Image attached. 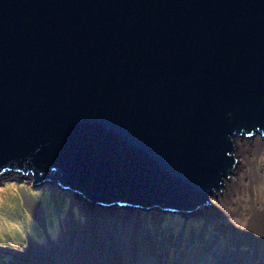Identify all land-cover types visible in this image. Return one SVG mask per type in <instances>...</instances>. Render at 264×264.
I'll use <instances>...</instances> for the list:
<instances>
[{
    "label": "water",
    "instance_id": "obj_1",
    "mask_svg": "<svg viewBox=\"0 0 264 264\" xmlns=\"http://www.w3.org/2000/svg\"><path fill=\"white\" fill-rule=\"evenodd\" d=\"M257 132L264 0H0V176L191 211Z\"/></svg>",
    "mask_w": 264,
    "mask_h": 264
},
{
    "label": "rangeland",
    "instance_id": "obj_2",
    "mask_svg": "<svg viewBox=\"0 0 264 264\" xmlns=\"http://www.w3.org/2000/svg\"><path fill=\"white\" fill-rule=\"evenodd\" d=\"M241 141L239 139L237 143ZM252 161L264 176V148L259 154H253ZM242 179L247 187H240L226 203L215 197L221 189L211 196L209 204H202L191 211L165 208L159 204L142 206L113 201L111 205L119 207V212H124L120 207L131 205L138 209L139 223L135 225L134 233L141 244L142 257L147 261L148 245V252L154 256L147 261L148 264H179L185 254L187 264H229L237 253L241 255L242 252L253 259V264H264L262 245L244 239L240 232L245 230L238 227L248 223L254 208L264 209V182L258 187L257 183L253 186L248 176H242ZM83 190L75 185L65 187L57 177L38 181L1 175L0 264H17L18 249L25 250L29 243L30 246L40 244L46 247L50 236L59 238L65 228L73 229L81 224L84 217L82 209L79 204H71L70 193H76L88 202L105 204ZM36 205L35 216L32 210ZM214 213L221 216L215 218ZM213 239L219 241L222 249L228 250L223 260L211 254L209 244ZM89 247L88 244L87 252L93 256V246ZM102 258L110 264H121L116 249H113L110 260L104 254Z\"/></svg>",
    "mask_w": 264,
    "mask_h": 264
},
{
    "label": "bare ground",
    "instance_id": "obj_3",
    "mask_svg": "<svg viewBox=\"0 0 264 264\" xmlns=\"http://www.w3.org/2000/svg\"><path fill=\"white\" fill-rule=\"evenodd\" d=\"M241 139L236 137V157L238 158L237 169L232 174L230 179L225 182L221 192L215 197L221 202L226 203L230 200V196L238 191L240 187H247L242 176H248L251 183L260 184L264 182V176L261 175L252 161L254 153L259 154L264 148V136L261 132H257L255 136L250 139H244L241 143L237 141ZM235 175V177H233ZM63 185V184H62ZM65 187H70L64 185ZM72 200L71 204H79L84 215L81 224H77L75 228H65L60 234L59 238L50 236L47 240L46 247L40 244L30 246L27 245L25 250L18 249L16 257L17 264H86L88 261H93L96 264H110L102 258V254L108 257L113 249L117 250L121 264H142L147 263L149 258L148 246L147 261L142 257L143 250L138 241L137 235L134 233L135 225L139 223L138 209L134 206L119 207L111 205L113 202H106L105 204L88 202L76 193H70ZM108 201L101 199L100 201ZM124 201V200H123ZM122 201V202H123ZM132 202V200H129ZM144 203V202H135ZM208 207V206H207ZM176 209H188L190 206L183 202L173 205ZM38 207L32 210L33 215ZM217 212V211H216ZM250 219L244 226H238L244 229L245 232H240L244 239H250L251 242H258L264 249V209L254 208L250 213ZM213 216L220 217L221 215L213 214ZM97 226V227H96ZM89 249L93 246V256L87 252V245ZM211 247V254L214 257H222L228 255V250L222 249L218 240H212L209 244ZM58 254L54 255V252ZM168 253V252H167ZM167 253L165 255H167ZM160 258L159 262H161ZM221 260V262H222ZM192 259L189 257V263ZM253 259L244 252L236 256L229 262V264H253ZM148 264V263H147ZM179 264H187V255H182Z\"/></svg>",
    "mask_w": 264,
    "mask_h": 264
},
{
    "label": "trees",
    "instance_id": "obj_4",
    "mask_svg": "<svg viewBox=\"0 0 264 264\" xmlns=\"http://www.w3.org/2000/svg\"><path fill=\"white\" fill-rule=\"evenodd\" d=\"M125 204H127V203H125Z\"/></svg>",
    "mask_w": 264,
    "mask_h": 264
}]
</instances>
